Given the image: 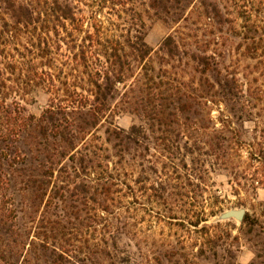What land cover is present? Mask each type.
I'll use <instances>...</instances> for the list:
<instances>
[{"label": "rangeland", "instance_id": "374dc122", "mask_svg": "<svg viewBox=\"0 0 264 264\" xmlns=\"http://www.w3.org/2000/svg\"><path fill=\"white\" fill-rule=\"evenodd\" d=\"M150 4L0 0V101L34 119L0 160V264H264V0Z\"/></svg>", "mask_w": 264, "mask_h": 264}, {"label": "trees", "instance_id": "16d2710c", "mask_svg": "<svg viewBox=\"0 0 264 264\" xmlns=\"http://www.w3.org/2000/svg\"><path fill=\"white\" fill-rule=\"evenodd\" d=\"M150 6L153 8H159L163 7L166 8L168 3L171 2V0H149ZM9 10H11L13 17L16 19H20L23 17V19H30L32 16V13H29V9L27 7H23L20 4L16 3H10ZM22 10L26 12V15L30 16H24L21 15ZM66 17V16H62ZM131 48L137 53H141L139 48L137 49V42L131 45ZM143 55V53H141ZM120 68L123 69L124 66L128 65V61L126 59L123 60V62H119ZM105 66H99L98 68H95V75L101 79L94 82V94H93V100L89 101L91 102L89 104L90 109L88 112L91 116H94L93 112L97 113L104 109V103L108 101V99L111 98V94L113 91V87L115 83L112 81V71H106ZM86 107V106H85ZM56 110L52 106V110L47 111L43 116L44 126L41 125L42 134L46 130H50V133H52V137L59 136L61 140L70 146L73 144L72 141L76 138L75 133L71 132V121L68 120L64 116V110H66V106L57 105ZM25 111L23 108L18 106L17 103H11L6 104L3 101H0V160H4L7 162L8 159H11L12 162H16L20 160V158L23 156L22 152L20 150V146L18 145L20 141V137L25 132V130L33 125V117H30L24 113ZM92 112V113H91ZM38 126V125H37ZM67 133L68 137L63 138V134ZM5 185L3 184V180L0 179V189H4ZM6 206V202H5ZM5 210V207L3 208ZM0 211L1 207H0ZM0 217H4V215H0Z\"/></svg>", "mask_w": 264, "mask_h": 264}, {"label": "water", "instance_id": "95a60500", "mask_svg": "<svg viewBox=\"0 0 264 264\" xmlns=\"http://www.w3.org/2000/svg\"><path fill=\"white\" fill-rule=\"evenodd\" d=\"M244 216L243 210H231L223 213L220 218L221 219H228V218H235L237 220H241Z\"/></svg>", "mask_w": 264, "mask_h": 264}]
</instances>
